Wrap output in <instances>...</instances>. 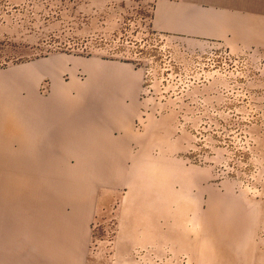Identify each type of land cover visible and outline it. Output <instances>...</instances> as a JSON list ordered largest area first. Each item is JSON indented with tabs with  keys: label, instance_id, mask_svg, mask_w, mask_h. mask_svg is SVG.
<instances>
[{
	"label": "rangeland",
	"instance_id": "374dc122",
	"mask_svg": "<svg viewBox=\"0 0 264 264\" xmlns=\"http://www.w3.org/2000/svg\"><path fill=\"white\" fill-rule=\"evenodd\" d=\"M160 1L195 8L223 30L156 31ZM231 25L252 37L237 40ZM54 57L64 62L40 79V94L55 75L68 84L74 60L117 61L142 73L139 182L85 190L74 176L46 172L27 208L10 183L21 176L0 175V264H193L164 238L171 211L181 215L182 186L158 172L150 183L147 168L204 167L212 172L206 187L229 181L236 193L264 198V0H0V73Z\"/></svg>",
	"mask_w": 264,
	"mask_h": 264
},
{
	"label": "crops",
	"instance_id": "0c3cea01",
	"mask_svg": "<svg viewBox=\"0 0 264 264\" xmlns=\"http://www.w3.org/2000/svg\"><path fill=\"white\" fill-rule=\"evenodd\" d=\"M152 27L185 36L223 30L220 20L213 19L211 27L195 8L166 1L156 4ZM230 30L239 41H248L254 31L233 25ZM63 62L54 57L27 70L0 73V175L21 176L11 177L10 183L20 187L27 208L46 172L68 174L72 181L74 176L85 190L133 185L141 174L134 123L141 109L142 73L117 61L74 60L69 83L55 75L48 94H40V79ZM78 68L86 74L83 80L77 77ZM23 88L26 93L19 92ZM65 159L74 163L64 166ZM146 172L152 175L150 183L157 181L158 172L174 176L171 182L182 186L175 203L181 215L171 211L172 225L164 237L174 252L191 256L193 264H264V198L236 193L229 181L206 187L212 172L204 167H155ZM189 211L196 215L188 218Z\"/></svg>",
	"mask_w": 264,
	"mask_h": 264
},
{
	"label": "bare ground",
	"instance_id": "6f19581e",
	"mask_svg": "<svg viewBox=\"0 0 264 264\" xmlns=\"http://www.w3.org/2000/svg\"><path fill=\"white\" fill-rule=\"evenodd\" d=\"M4 201V200H3Z\"/></svg>",
	"mask_w": 264,
	"mask_h": 264
}]
</instances>
